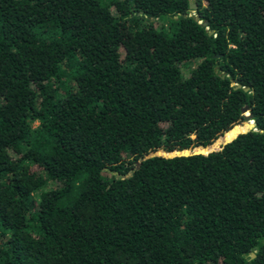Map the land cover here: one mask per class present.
<instances>
[{
	"label": "trees",
	"instance_id": "1",
	"mask_svg": "<svg viewBox=\"0 0 264 264\" xmlns=\"http://www.w3.org/2000/svg\"><path fill=\"white\" fill-rule=\"evenodd\" d=\"M0 264H264V0H0Z\"/></svg>",
	"mask_w": 264,
	"mask_h": 264
},
{
	"label": "water",
	"instance_id": "2",
	"mask_svg": "<svg viewBox=\"0 0 264 264\" xmlns=\"http://www.w3.org/2000/svg\"><path fill=\"white\" fill-rule=\"evenodd\" d=\"M189 5H190V7H192V8L196 6V4H195L194 2H192V1L189 3ZM195 18H196V19L199 18L197 14L195 15ZM202 23L205 24V21H203ZM208 32H210V30H209ZM235 86H236V87H237V86H240V84L237 83ZM243 88L246 90V89H247V86H244ZM242 110H243V111H247V106H242ZM244 115H245V117H246L247 119H249V121H248V126H252V125H253V120L251 119V113L247 111V112L244 113ZM216 144H217V143H216ZM217 145H218V144H217ZM210 147H213V146L210 145ZM250 255L253 256V255H254V252L251 251V252H250Z\"/></svg>",
	"mask_w": 264,
	"mask_h": 264
},
{
	"label": "rangeland",
	"instance_id": "3",
	"mask_svg": "<svg viewBox=\"0 0 264 264\" xmlns=\"http://www.w3.org/2000/svg\"><path fill=\"white\" fill-rule=\"evenodd\" d=\"M185 72H186V70H185ZM48 186H49V184H48Z\"/></svg>",
	"mask_w": 264,
	"mask_h": 264
}]
</instances>
